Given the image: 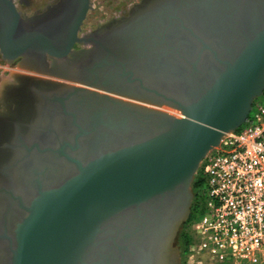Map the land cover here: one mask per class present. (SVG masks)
I'll list each match as a JSON object with an SVG mask.
<instances>
[{
    "label": "water",
    "instance_id": "1",
    "mask_svg": "<svg viewBox=\"0 0 264 264\" xmlns=\"http://www.w3.org/2000/svg\"><path fill=\"white\" fill-rule=\"evenodd\" d=\"M89 7L90 0H64L40 25L21 28L13 0H0L5 59H64L74 43H110L131 60L107 78L106 64L85 55L66 77L73 84L58 87L82 94L75 110L85 124L102 115L72 135L66 162L61 155L38 169L35 160L1 162L11 179L22 168L23 185L32 173L40 178L28 198L0 187L12 199L0 200L22 209L5 210L7 264H111L115 251L126 264H180L173 242L190 213L199 163L264 92V0H151L104 38L78 36Z\"/></svg>",
    "mask_w": 264,
    "mask_h": 264
},
{
    "label": "built area",
    "instance_id": "2",
    "mask_svg": "<svg viewBox=\"0 0 264 264\" xmlns=\"http://www.w3.org/2000/svg\"><path fill=\"white\" fill-rule=\"evenodd\" d=\"M260 96L252 101L244 122L221 136L195 172L194 180L200 183L191 185L186 222L201 202L204 207L200 217L188 224L190 241L185 248L195 264H205L206 258L226 264H264V99Z\"/></svg>",
    "mask_w": 264,
    "mask_h": 264
},
{
    "label": "flooded vegetation",
    "instance_id": "3",
    "mask_svg": "<svg viewBox=\"0 0 264 264\" xmlns=\"http://www.w3.org/2000/svg\"><path fill=\"white\" fill-rule=\"evenodd\" d=\"M54 7H55L54 9H56V6ZM31 19L33 20L34 18H30L26 20L21 19V27L28 28V27H23L22 23L28 22ZM84 20L85 18L83 19L80 25L78 36H85V37L94 36L97 38L98 37L104 38L103 36L105 35L106 31L109 30L110 27L115 26L116 24L119 23L118 22L119 20L113 18L105 22L100 20L99 24L103 22L101 25L96 23L94 24L93 28H88L85 31H81L82 29H84L83 27ZM40 24L41 21L36 26ZM49 38H51L50 34H49ZM51 44L56 49L61 48V44H58L57 42H53ZM76 44L79 43L73 44L71 48L72 53H76L80 51L82 52V54H84V56L85 55L89 56L95 53L97 60L102 62V64H106L105 68H101L103 72L102 77L108 78L112 76V74L110 73L122 72L123 69L122 65H124L126 62L130 67L131 60L126 58L127 53L124 51V53L121 54L122 57L124 56V58L123 59L120 58L118 49H114L110 43H103L102 44L103 48L98 45L96 47H93L92 43H82L83 44L82 47L76 48ZM129 56H131V54H128V57ZM48 57L53 58L47 53L45 54L38 53L34 58H32L31 61L34 63L36 68L40 67L43 69V68H47L50 62L53 60V59L49 60ZM76 66L72 69V71L75 72ZM129 69L130 68H127L126 66L125 69L126 72H128ZM30 76L33 77L31 80L35 81L36 78H34V75H30ZM72 84L73 83H67L65 81L64 82L53 81V83L49 86H42L39 80L33 84H29L28 85V88L30 89L29 91L33 90L29 94H32V96L35 97V99L32 98V100H34L33 103H35L36 106L35 107L36 113L33 115V117L28 118L24 122V124L22 123L23 121L19 120V118H15L13 116L2 115V117H0V124L9 127L6 131V134H3L2 137L0 138V151L8 152L10 154L9 158L13 160L25 161L27 158H28L27 160L29 161L35 160L37 161V163L41 164V166L36 165L37 169L43 168V166L45 167L47 165H48L47 167L51 166V163L56 160L54 155H61L63 153L67 154L69 151V147L74 146L76 142L74 139H72V135L77 133L81 134L86 130V127L89 125L91 126L94 121H96V123H100L102 116L99 114V112L95 114H91L89 115L90 118H87L85 124V122L81 119L83 118V116L81 114L78 115L79 113L75 110L76 106H79V104L83 103V100H81L80 98L82 94L78 92L76 93V96H73L71 91H67L66 89L60 90L59 88H56L59 87L60 85H72ZM69 93H71V95H69ZM1 103L3 104L2 99H1ZM2 107L4 108V106ZM3 108L0 110V112L3 111ZM5 145L8 148L7 147L3 148V146ZM36 146L56 149L58 152L57 151L50 152L49 150L47 152L41 153L36 149ZM29 149H31V151L28 153ZM65 154L64 156L61 155L60 158L58 159L63 160V162H66ZM2 166L3 164L0 163V177L3 179V181L0 183V187L8 188L9 190H12L13 194L15 195L17 194L22 195V193L17 191L13 186V180L8 176L10 174V171H8L6 168L4 169L3 168L4 166L3 167ZM10 176L12 177V175ZM24 179H25V183L23 187L25 188V193L27 194L28 192H31L33 190L36 191L37 189L36 187L40 183L39 176H36L32 173L31 178L24 177ZM1 196L5 200L6 199L8 201L12 200L10 198V195L1 193ZM6 196L8 197L6 198ZM9 205L11 206V209L22 210L18 205L17 200H15V203L14 202L4 203L3 208L0 209V242L2 240L1 238H3L5 235L4 230L2 229L4 222L3 218L6 212L5 210ZM17 218L18 215L14 217V220H16ZM0 245L4 247L5 251H7L5 244L0 243ZM120 247L128 248V244H120ZM130 247L131 246H129V248ZM117 248L119 249L118 244L115 245L116 250ZM118 252L115 251L116 256L117 255L118 256L117 258H115V262L112 261L111 264H126L123 253L119 254Z\"/></svg>",
    "mask_w": 264,
    "mask_h": 264
},
{
    "label": "rangeland",
    "instance_id": "4",
    "mask_svg": "<svg viewBox=\"0 0 264 264\" xmlns=\"http://www.w3.org/2000/svg\"><path fill=\"white\" fill-rule=\"evenodd\" d=\"M63 1L64 0H13L18 12L20 13V18L25 20L41 16L42 14L40 13H42L46 9L43 12L44 15V13H46L49 9L51 10V7L55 8L54 6H56V9H59V6ZM142 1L143 0H90V7L86 13L84 20V26H83L84 29H82L81 31H85L88 28H93L94 24L100 23L99 22L100 20L105 22L112 18L116 20H120L125 17H128L133 9L137 8L140 5L146 4L145 2ZM82 46H83L82 43L76 44V48ZM34 57L35 56L32 53H30V54L20 55L14 59L4 60L5 58L2 57L0 52V66H3L0 67V110L3 108L2 106L5 105V100L3 98L4 96L3 91H12V89L15 92L24 91V89L20 85L18 78L13 76L16 73L17 75L20 74L22 77H27L29 79L33 78L30 75H34V78H38L43 82L48 80L63 81V82L65 81L67 83L72 82L69 79L66 80L65 78H62L60 75L50 72L51 70H49L50 68L49 66L43 69L40 67L36 68L34 63L31 61V59ZM48 59L52 60L53 58L48 57ZM1 99L3 104L1 103ZM258 99H264V95L260 96ZM25 121L26 120H24L22 123L24 124ZM0 153L2 152L0 151ZM202 207H204V204L201 202L195 209L193 218L189 220V223L185 221L179 227L175 235L173 245L177 246L179 249L178 256H179L180 264H195L185 255V249L182 248V243H183L182 234L186 232V230H188V224H190L192 219H198L200 217V215L203 212ZM204 256L206 255L204 254ZM204 260H205L204 262L205 264H226L223 262L219 263L216 261H212L209 260L208 258ZM229 261L230 263H233V258L231 257Z\"/></svg>",
    "mask_w": 264,
    "mask_h": 264
},
{
    "label": "bare ground",
    "instance_id": "5",
    "mask_svg": "<svg viewBox=\"0 0 264 264\" xmlns=\"http://www.w3.org/2000/svg\"><path fill=\"white\" fill-rule=\"evenodd\" d=\"M150 1L151 0H143L142 2L148 3ZM50 13H51V10L49 9L46 13H44V15L42 13L41 16L37 15L38 17H35L33 20L31 19L28 22H23L22 26L23 27L36 26L41 21V19L48 17V15ZM20 27H21V21H20ZM83 56H84V54H82V52L79 51L76 53H72L70 56H68L64 59H53L49 64V67H50L49 70H51L50 72H53L57 75H61L62 78H65L67 80L68 78H66V76H69L70 74H72V75L74 74V71H72V69L77 64H79V60ZM29 61H30V59H29ZM62 75H64V76H62ZM13 76L18 78L20 85L22 86L24 91L15 92V91H13V89H12V91H3V93H4L3 98L5 100V105H4L3 111L0 112V117H2V115L3 116L7 115V116H13L15 118H19V120L24 121L30 117H33V115L36 113V111H35L36 106H35V103H33L34 100H32V98L35 99V97L32 96V94H29L31 91H29L30 89L28 88V85L33 84L39 80V82H41L42 86H49L53 83V80H48V81L43 82L42 80L36 78L34 81V80H31L27 77H22L20 74L17 75V73ZM14 81H15V79H14ZM55 82H58V81H55ZM30 88H31V86H30ZM56 88H58V87H56ZM26 90H28V91H26ZM172 113L179 116L178 111H172ZM8 128L9 127L0 124V138L2 137L3 134H6V131ZM1 152L2 153H0V162H3V160L6 159V157L9 158L10 154L6 151H1ZM21 170H22V168H17L16 170H13L11 172L12 179L14 181L13 184H14L15 189L17 191L21 192L23 194V196L28 198L29 194L25 193V188L23 187V182L21 181V177H20L21 176ZM2 181H3V179L1 178V182ZM3 206H4V202L2 200H0V209H2ZM14 217L10 218V223H14L18 219L17 218L16 220H14ZM7 258H8L7 251H5L4 247L2 245H0V264H7Z\"/></svg>",
    "mask_w": 264,
    "mask_h": 264
},
{
    "label": "trees",
    "instance_id": "6",
    "mask_svg": "<svg viewBox=\"0 0 264 264\" xmlns=\"http://www.w3.org/2000/svg\"><path fill=\"white\" fill-rule=\"evenodd\" d=\"M199 181H197L196 179L193 181V184H192V186L193 187H197V186H199ZM182 239H183V243H182V248H186L187 247V245H188V243H189V241H190V237H189V235L186 233V232H184L183 234H182Z\"/></svg>",
    "mask_w": 264,
    "mask_h": 264
}]
</instances>
